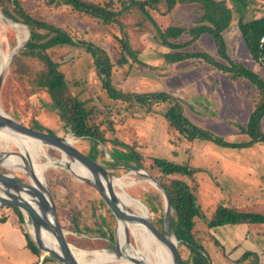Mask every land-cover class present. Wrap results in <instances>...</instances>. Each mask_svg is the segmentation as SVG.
<instances>
[{
	"label": "rangeland",
	"instance_id": "rangeland-1",
	"mask_svg": "<svg viewBox=\"0 0 264 264\" xmlns=\"http://www.w3.org/2000/svg\"><path fill=\"white\" fill-rule=\"evenodd\" d=\"M226 1L232 7L231 1ZM28 3L34 5L35 10H39L44 17L67 26L78 38L91 41L106 49L115 63L114 83L117 88L125 91H172L186 99L193 106V108L187 107V114L193 121L195 120L198 124L204 125L229 141L248 139V135L239 134L238 128L233 124L246 123L251 111L249 101L254 98V93L248 83L232 82L226 76L217 74L214 68L208 66L203 67V71L175 67L174 74L164 77L150 68H145L143 65L133 62L131 64V58L128 63L119 65L116 61L122 55V48L116 36L121 37V33L115 24H105L91 16L74 13L64 5H48L43 0H30ZM263 13L264 0H252L246 15L254 17ZM171 17L174 25L188 27L193 25L198 18L194 10L185 6H178ZM238 18L239 14L235 11L229 28L224 32L228 53L234 61L246 64L264 77V68L248 56L238 28ZM126 19L130 22L129 33L133 38L131 44L133 48L141 50L138 57L143 63H149V65L155 67L163 62L159 54L162 48L151 33L152 26L148 22L141 25L142 27L138 26L139 15L137 14H130ZM20 25L22 29L18 32L10 27L6 19L0 17V56H9L14 50L17 52L19 48L16 49V46L20 40L22 46L26 42L25 39L29 30L25 25ZM13 39L16 40L15 47L12 46ZM189 39L182 38L181 41ZM192 47L207 50L217 56L215 45L207 34L196 41ZM51 55L60 64V70L65 74L71 91L85 103L88 109H92L96 113L98 121L107 118L114 121L115 136L129 143L136 141L138 143L136 149L146 157H167L181 163L188 162L192 166L204 169L197 176V179L200 183L199 200L201 198L203 204L201 205L205 209L219 202L242 210L264 214V141L260 140L251 147L244 149L225 147L212 141L191 143L181 136L168 133L167 124L162 115L164 109L161 107H153L151 111L147 112L145 108H128L126 104H121L109 98L95 71L93 58L83 48L59 46L51 50ZM9 66L10 64L7 61V66L2 73V86H4L3 93L1 92L2 86L0 90L2 109L5 111L2 102L5 101L10 113H8L9 111L5 112L10 116L16 113L17 117L15 119L17 121L28 125L33 120H37L39 125L45 129L52 130L61 136L70 137L81 151L88 154L90 148L88 142H84L83 138L74 137L71 132L65 133L63 122L60 120L55 106L47 104L50 103L49 98L44 94L40 96L31 94L25 84L10 73ZM37 103H41L44 107L39 114L35 115L33 105ZM16 146L0 139V152L19 151L20 148ZM42 146L44 152L38 158V162L48 164L44 172L47 184L50 186L49 180H51L53 183L67 182L75 185L76 194L81 196L84 203H86V198L82 192L83 186L80 184L85 182L80 181L74 173L67 169L68 163L63 162L60 151L46 145ZM90 146L95 147L93 143ZM103 149L105 151L104 156H102V151L98 149L99 155L96 157V161L99 164L104 165L106 160H115L109 153V150L113 149L112 146L105 144ZM111 170L113 172L112 168ZM144 171L150 174L148 170ZM0 172L12 173L19 179L29 182V176L20 167L0 165ZM114 177L120 179V184L117 185L116 183L115 185L118 194L134 197L141 202V204L137 203L138 201L132 198L133 206L130 207L132 210L149 216L151 220L156 218L157 212L152 211V207L143 203L141 199L148 196H157V206L161 209L164 207L165 216V197L162 188L155 185L150 178L129 170L114 175ZM57 208L61 221L58 204ZM209 211H207V214ZM68 214V212L63 213L64 224L69 221ZM11 215L10 220L14 223L18 222V224H14L17 228H14L12 239L9 240L4 236L3 239L0 238V264H59L53 258H46L44 252L39 249L35 237L30 231L28 217L23 213L24 221L20 220L15 209L11 212ZM252 225V227H260L264 231V224ZM131 226L133 225L129 224L131 228L129 230L130 245L134 246L133 250L144 251L146 256H149L155 262L156 258L145 247L143 240ZM18 228L25 235H28L30 244H24L26 240L20 235ZM64 230L67 232V238L71 234L75 236L73 239L68 238L74 249L87 252L84 262L88 264H93L94 251L112 256L115 254L111 260L104 261L102 264H133V261L128 260L126 257H119L116 246L114 251H110L108 241L97 236H90V238L80 235L66 228ZM8 231L6 226H1L0 235ZM200 231H202V236L200 235L202 243L206 245L207 242H210L206 248L211 254L213 264H237L234 261L243 253L242 250L240 251L239 246L236 247L237 249L227 252L230 250L228 248L226 251L225 247L230 236V232L226 228L211 230V233L225 245L223 246L224 250L210 241L207 229H200ZM157 241L160 243L159 240ZM33 244L35 247H33ZM121 252L122 255H125L123 251ZM255 263L264 264V253L257 255Z\"/></svg>",
	"mask_w": 264,
	"mask_h": 264
},
{
	"label": "trees",
	"instance_id": "trees-1",
	"mask_svg": "<svg viewBox=\"0 0 264 264\" xmlns=\"http://www.w3.org/2000/svg\"><path fill=\"white\" fill-rule=\"evenodd\" d=\"M28 1L30 0H0V11L25 25L30 34L28 40L13 55L10 73L21 80L31 94H44L49 98L50 103L47 104L55 106L65 133L71 132L88 142L90 148L87 155L90 158L97 160L98 149L104 156L103 145L112 146L109 153L115 160H106L104 165L113 169V175L128 171L123 165L129 164L148 170L160 182L171 200V225L179 240L178 249L184 264H213L206 248L210 242L206 245L202 243L200 229H207L210 241L224 250L222 243L211 233L212 229L228 224H264V214L231 205L217 202L205 209L201 198L199 200L200 183L197 179L204 169L167 157H146L136 149V141L129 143L115 136L114 121L109 118L98 121L96 113L88 109L71 91L65 74L60 70V64L51 55V50L59 46L83 48L93 58L95 71L108 97L126 104L128 108H145L147 112L153 107H161L164 109L162 115L168 133L181 136L191 143L212 141L230 148H248L260 140L264 141V77L230 57L224 32L229 28L236 11L239 14L238 28L248 56L264 68V13L254 17L246 15L252 0H230L232 7L226 0H43L48 5H64L74 13L91 16L105 24H115L121 33V37L116 36L122 48V55L116 61L119 65L128 63L131 58V64L143 65L164 77L174 74L175 67L203 71L202 68L208 66L232 82L248 83L254 93V98L249 101L251 111L246 123H233L239 134L248 135V139L242 141H229L193 121L187 114V107L193 106L172 91H125L117 88L114 83L115 63L106 49L78 38L64 24L44 17ZM178 6L194 10L198 18L193 25L188 27L173 24L171 14ZM130 14L139 15L138 26L146 22L152 26L151 33L162 48L159 54L163 59L155 67L143 63L138 57L141 50L133 48L131 44L133 38L129 33L130 22L126 19ZM205 34L212 39L217 56L207 50L192 47ZM182 38L190 39L181 41ZM15 45L16 40L13 39L12 46ZM3 91L4 86L1 92ZM2 102L5 111L10 113L5 101ZM43 107L41 103L33 105L35 115ZM13 114V118L17 117L16 113ZM28 126L56 134L40 126L37 120H33ZM92 143L95 147L90 146ZM49 181L53 197L60 208L62 227L80 235L97 236L108 241L110 251H114L116 218L96 189L88 183H80L86 198L84 203L81 196L76 194L75 185ZM141 200L152 207V211L157 212V217L152 222L166 233L164 207L161 209L157 206V196L143 197ZM13 208L20 220L24 221L23 212L18 207ZM64 212L69 213L67 224L63 223ZM0 221H5V218H0ZM68 238L73 239L75 236L71 234ZM257 255L247 250L234 262L257 264Z\"/></svg>",
	"mask_w": 264,
	"mask_h": 264
},
{
	"label": "water",
	"instance_id": "water-1",
	"mask_svg": "<svg viewBox=\"0 0 264 264\" xmlns=\"http://www.w3.org/2000/svg\"><path fill=\"white\" fill-rule=\"evenodd\" d=\"M0 17L6 19L10 23L19 24L14 21L10 16L0 11ZM30 34L26 37L28 40ZM22 45L17 43L16 49ZM15 50L11 52L8 63L10 64ZM2 54V53H1ZM2 86V74L0 75V90ZM9 129L20 135L28 136L35 140L40 141L43 145L52 147L61 152L62 155L67 157L72 162H78L82 167L90 174V178L81 177L71 171L69 164L67 169L74 173L80 181L90 184L96 189L98 194L106 203L107 207L115 215L117 221L116 227V252L119 257H126L122 255L120 249V243L117 238V230L119 223H141L143 224L157 240L163 243L169 250L172 264H184L183 258L178 249L179 240L175 236L172 225V204L168 192L162 187L160 182L152 177L149 173L144 171L140 167L132 165H124L129 171H135L138 174L144 175L151 179L156 185L162 188L165 197V227L166 233H163L158 227L152 222L151 218L147 215H142L130 207H126L122 202L120 195L115 189L114 180L116 179L112 173L110 167L99 164L96 160L90 158L87 154L81 151L75 144L74 141H70L67 136H61L52 134L43 130L33 129L22 122L17 121L15 118L7 114L0 105V129ZM74 137H77L73 134ZM15 154L24 158L21 150L15 152H0V165L4 164L5 157ZM26 174L29 176V182L19 179L12 173H1L0 172V208L5 207H18L29 220H36L37 224L42 225L46 231H51L53 236L58 241L59 251L55 252L51 250L50 246H46L47 250L45 256H50L56 260L59 264H81L80 260L74 253L75 249L67 238V232L61 225L59 218V211L57 208L56 201L53 197L50 186L47 184L45 177L44 181H40L32 168V166L26 161V165L21 167ZM46 207L51 210V217L46 212ZM33 234V233H32ZM35 237V241L40 250L43 249L39 246V243H44V239ZM125 245H130V233L127 228L125 232ZM44 256V258H45ZM137 261L135 263H140Z\"/></svg>",
	"mask_w": 264,
	"mask_h": 264
},
{
	"label": "bare ground",
	"instance_id": "bare-ground-1",
	"mask_svg": "<svg viewBox=\"0 0 264 264\" xmlns=\"http://www.w3.org/2000/svg\"><path fill=\"white\" fill-rule=\"evenodd\" d=\"M8 23H9L10 27H12L14 30H17L18 32L22 29V26L20 24H14V23H10V22H8ZM21 42L22 41L20 40L19 44H21ZM0 57H1V60H0V75H1L7 66L8 57H10V55L9 56H6V55L0 56ZM0 139L3 142L13 143V144L17 145L24 155V158L20 157L18 155H15V154H11V155L5 157L4 164L6 166H12V167L17 166V167L21 168V167H24L26 165V161H27L32 166V168L34 169L38 179L40 181H44L43 176H44V172H45L46 168L48 167V164L38 162V158H40V156L43 155V152H44L43 146H42L43 144L40 143V141L35 140L33 138H30L28 136L20 135L18 133H15L14 131H11V130L5 129V128L0 129ZM68 139L70 141H73V140H71L70 137H68ZM62 160H63V162L65 161L69 164L71 171H73L76 175L81 176V177L90 178V174L78 162H72L71 160H69L64 155H62ZM116 183H117V185L120 184V179H115L114 184H116ZM120 198H121L122 202H124V205H126V207H132L133 206L132 205V202H133L132 198H134V197L131 198V197H128L126 195L125 196L120 195ZM134 199H136V198H134ZM136 200L138 201L137 203L141 204V202L138 199H136ZM46 212L51 217L50 208L46 207ZM144 213H146V212H144ZM30 221H31L29 223L30 228H31L30 231L38 238H39V233H40L41 238L44 239V243H39V246L43 249V252L44 253L47 252L45 247L48 245L50 246L51 250L58 252L59 251L58 241L53 236V233L51 231H46V229H44L42 227V225L37 224L36 220H30ZM132 225L133 226H131V227L134 228V231H137V233L139 234V236L143 240L145 247L154 255V257L156 258V261L153 262L149 256H146L144 251L139 252V251L133 250L134 246L132 247L131 245H125L124 244L125 232H126L127 228L129 230L131 228L129 227V223L120 222L118 230H117L118 239H119V243H120L119 245H120L121 251H123V253H125L128 260L133 261V264H135V262H137V261H141V262L136 263V264H172L170 252H169L168 248L163 243H161V242L159 243L155 239V237L151 235L149 230L143 224L133 223ZM74 253L76 254L78 259L80 260L81 264H88L87 262H84V258L87 255L86 251L75 249ZM93 255H95V259L92 261L93 264H102L104 261L111 260L115 254L112 256L109 254H101L100 252L94 251Z\"/></svg>",
	"mask_w": 264,
	"mask_h": 264
},
{
	"label": "crops",
	"instance_id": "crops-1",
	"mask_svg": "<svg viewBox=\"0 0 264 264\" xmlns=\"http://www.w3.org/2000/svg\"><path fill=\"white\" fill-rule=\"evenodd\" d=\"M0 218H5V221H0L1 226H6L9 230L8 232L1 234L0 238L3 239V236L7 239H12L14 235V228H17L14 226V224H18V222L14 223L10 220L12 217L11 212L14 211L13 207H5L0 208ZM18 216V215H17ZM228 224L221 227L214 228L216 230H219L220 228H226L230 232V236L227 242V246L225 247L227 252L235 249L237 246L240 247V251L242 250V253L249 250L253 251L257 254L264 253V231L260 227H252V224H238L233 225ZM0 226V228H1ZM9 226V227H8ZM19 226V225H18ZM264 226V225H263ZM20 228V227H19ZM20 235L25 238L26 241H24L25 245L30 244L29 243V237L28 235H25L21 229H19ZM212 229V230H214ZM238 236V237H236ZM236 237V238H235ZM24 245V246H25ZM223 246H225L222 243ZM237 249V248H236ZM241 253V254H242ZM240 255L237 257L239 258Z\"/></svg>",
	"mask_w": 264,
	"mask_h": 264
}]
</instances>
